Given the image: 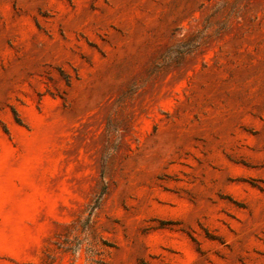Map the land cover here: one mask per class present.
Listing matches in <instances>:
<instances>
[{
	"label": "rangeland",
	"instance_id": "374dc122",
	"mask_svg": "<svg viewBox=\"0 0 264 264\" xmlns=\"http://www.w3.org/2000/svg\"><path fill=\"white\" fill-rule=\"evenodd\" d=\"M0 264H264V0H0Z\"/></svg>",
	"mask_w": 264,
	"mask_h": 264
}]
</instances>
